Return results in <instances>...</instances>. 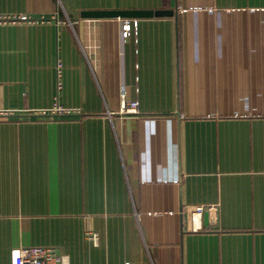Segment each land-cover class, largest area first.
Instances as JSON below:
<instances>
[{
    "label": "crops",
    "instance_id": "1",
    "mask_svg": "<svg viewBox=\"0 0 264 264\" xmlns=\"http://www.w3.org/2000/svg\"><path fill=\"white\" fill-rule=\"evenodd\" d=\"M18 15L39 21L0 23V264H264V0H0Z\"/></svg>",
    "mask_w": 264,
    "mask_h": 264
},
{
    "label": "built area",
    "instance_id": "2",
    "mask_svg": "<svg viewBox=\"0 0 264 264\" xmlns=\"http://www.w3.org/2000/svg\"><path fill=\"white\" fill-rule=\"evenodd\" d=\"M6 20H2L0 18V23L4 21L9 22H17V21H27V22H38V19H35L31 16L27 15H18L6 17ZM41 19V18H40ZM131 26L135 28L136 22L133 23L123 22L121 25V34L126 37L131 29ZM123 111L125 112H136L137 110V102L135 101H126L125 106H122ZM43 114H65L70 112L67 109L59 105H54L48 110L41 111ZM215 208L214 205H197L194 207L193 213L194 215H199L204 211H211ZM12 264H69L68 258L66 255L62 253H58L51 246L46 245H29V246H21L16 247L12 250L11 257Z\"/></svg>",
    "mask_w": 264,
    "mask_h": 264
},
{
    "label": "water",
    "instance_id": "3",
    "mask_svg": "<svg viewBox=\"0 0 264 264\" xmlns=\"http://www.w3.org/2000/svg\"><path fill=\"white\" fill-rule=\"evenodd\" d=\"M99 15L100 14H111V15H131V16H136L138 12H120V11H115V12H98ZM143 15H150L152 12L151 11H146V12H142ZM158 13H162V12H158ZM166 13H170V12H166Z\"/></svg>",
    "mask_w": 264,
    "mask_h": 264
}]
</instances>
